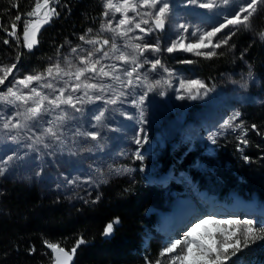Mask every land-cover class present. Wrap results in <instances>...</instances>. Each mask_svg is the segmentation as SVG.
<instances>
[{
    "label": "rangeland",
    "instance_id": "rangeland-1",
    "mask_svg": "<svg viewBox=\"0 0 264 264\" xmlns=\"http://www.w3.org/2000/svg\"><path fill=\"white\" fill-rule=\"evenodd\" d=\"M29 1L28 12L33 10L36 3V0ZM106 2L107 0H103L105 11ZM199 2H208V0H199ZM215 2L216 7L207 9L199 7V3L189 4L187 0H168L170 12L163 30L155 29L150 20L149 24H141V27L145 29L152 27V31L142 33L139 29H134L128 33L127 37H120L111 31L102 30L101 26L108 25L109 22L113 28H116L117 20L122 18L120 13H110L99 27L89 32L82 43L75 47H68L66 53L54 55L51 59V65L49 64L48 68L59 63L65 71L74 72L75 67L79 65L80 58L86 56L89 51H93L92 59H100V65H97V68L101 65H114L113 75L120 77L119 80H115L112 76L102 77L89 73L88 76L94 78L88 82L98 84L100 87L97 89L86 90L81 87L79 91L73 92L72 87L76 83H82L83 77L81 81H77L74 77L63 73L57 76L55 70L52 76H48L46 72L48 68L34 73L16 71L14 75H10L5 84L0 85V92H5L7 87H12L28 75L43 74L44 79L41 81H33L29 88L18 85V90L27 95L31 87H37L42 94L53 98L60 95L61 88H65L66 95L71 94L74 98L80 97L82 102L76 103V108L80 109L76 111L75 108L64 104H61L59 108H51L45 101V108L50 110L42 111L39 117L29 120L25 119L24 113L26 108L32 106L31 100L27 105L20 102L15 105L0 102V168L5 169L0 175V184L3 180L37 184L51 195L58 191L68 201L94 202L100 186L115 181L134 183L139 178H144L147 183H163L162 186L170 180L183 185L184 180L188 178L185 174V164H187L191 170V177L194 175L202 178L205 186H213V182L217 181V170L229 165V157H225L224 162L218 154L225 134L233 133L239 141L246 134V129L239 117L233 121V125H241L239 128L221 129L220 126L235 112H238L240 105L259 98L254 89V78L250 73L236 69L230 73H223L220 78H217L218 83L207 88L206 83L196 75L193 69L194 62L208 60L221 54H231L228 44H222L221 47L214 49H200L204 53L214 51L216 55L211 57L185 52L180 49L179 44L177 50L172 53L167 52L166 49L171 46L172 41H178L181 37L184 38L185 45L194 43L197 37L191 35L193 31L197 29L208 31L224 23L225 19L230 18L247 0H230L229 4H223L222 0H215ZM139 11L144 13L155 10L142 7ZM262 14H264V4H258L256 12L250 18L249 28L243 25L229 26L217 34L213 43L224 39L229 41V36L237 34H247L264 43V39L260 37L261 32H257L256 24ZM132 15L134 14L129 12V16ZM113 16L115 19L112 18ZM143 18L148 19L146 16ZM32 19L36 17L25 20L21 18L20 30L16 31L17 38L22 42V48L29 51L36 44L31 50L25 47L23 31L26 23ZM40 19L43 20L44 17L41 15ZM140 19L141 16L136 17L137 21ZM46 24L48 23H43L40 29ZM181 24L187 26V32L179 28ZM37 35L38 33L36 40ZM136 36H143L144 39L129 41L130 37ZM113 37L120 49L119 52L111 50V43L103 45L104 39L111 41ZM89 39H97L98 43L94 45L86 43ZM129 42L159 45L161 50L155 52L149 49L145 50L143 55H139L132 47H125V44ZM101 47L104 52H108V57L101 58L102 52H95V49ZM73 48H76L75 53L71 51ZM121 52L129 57H138L140 66L137 67L132 77L126 76L124 72L125 69L131 71L136 65L131 62L125 64L122 60H117L116 56ZM156 59L160 60V65L153 69L152 62ZM186 61L192 62L187 63ZM0 65H10L8 58L0 61ZM165 68L168 69L167 72L164 71ZM105 70L112 71L109 67ZM129 80L132 81L131 84H128ZM182 80L202 81L206 85V90L201 89L200 97L191 99L189 93L180 86ZM156 81H160V84L156 85ZM46 83L53 84L55 91L53 88L43 87ZM242 85L246 86L242 87ZM149 87H153V90L148 91ZM85 91L88 92L87 96L84 95ZM205 91L206 94H204ZM145 93L147 95L141 104L140 96ZM192 94H195V90ZM97 96L102 98L97 100ZM181 96L184 99H180ZM113 99L116 103L108 102ZM191 103L203 106L199 111L193 112L195 121L177 119ZM141 111H143V117H141ZM17 112L21 115H16ZM101 112L103 116L97 121L95 117ZM9 120L11 124L20 123L23 126L3 128V124ZM49 128L55 135L47 131ZM83 133H97L98 135L93 139L89 135H82ZM216 133L220 134L215 136L216 142L213 143L209 137ZM137 140H140L139 144L136 143ZM137 154L142 155L143 159H137ZM187 154H192V161H187ZM9 156H13L10 161H8ZM170 156L177 158L176 164L170 163L173 161ZM231 158L235 160V163H238L240 159ZM183 187L182 192L176 188H165L162 197L167 199L170 196L173 209L160 215L161 222L169 223L174 218L177 220L183 213V217L181 216L178 222L184 229L187 225L191 226L190 223L197 218L210 216L208 214L214 211L213 208L205 213L202 211L203 207L206 202L221 199L220 197L234 204L247 206L248 209H243L252 210L245 211L248 215L255 213L253 212L255 207L264 210V205L262 206L264 198H259L256 194L243 196L236 188L229 189V191L218 188L215 193L209 195L200 189L202 192L199 190L200 195L198 196L192 190H188L185 184ZM219 192L223 196L218 197ZM191 202L196 204L194 212L191 208L187 209ZM250 207L254 208L250 209ZM214 217L216 219L229 218ZM244 219L246 218L241 220ZM207 227L209 230H214L212 225ZM203 231V229H197L198 233ZM175 239H183V237L177 238L175 235L171 239L168 238L166 244ZM50 264H54V254ZM162 264H167V260L165 259ZM238 264L241 263L238 262Z\"/></svg>",
    "mask_w": 264,
    "mask_h": 264
},
{
    "label": "trees",
    "instance_id": "trees-1",
    "mask_svg": "<svg viewBox=\"0 0 264 264\" xmlns=\"http://www.w3.org/2000/svg\"><path fill=\"white\" fill-rule=\"evenodd\" d=\"M29 3V0H0V61L5 58L8 64L19 61L17 72L20 73L47 69L54 55L78 46L83 41L80 37H86L89 29H96L105 19L103 0H50V7L58 15L52 16L39 30L38 42L29 51L22 48L16 35H9L13 24L15 32L20 30L21 19L15 18L27 15ZM256 24L257 32H264V14ZM227 44L231 54L196 61L193 69L207 88L218 83L217 78L223 73L236 69L253 76L259 98L245 102L238 109L247 144L241 143L233 133L225 134L218 154L224 162L229 157V165L216 168L217 181L213 186H205L202 178L191 177L187 164L185 171L207 194L215 193L218 188L226 191L236 188L243 196L256 194L264 198V43L256 37L237 34ZM202 107L191 103L177 119L195 121L193 112ZM253 125L255 130L251 129ZM231 157L240 159L235 163ZM170 158L173 160L170 163L176 164L177 158ZM186 159L192 161V154H187ZM0 185V264H50L53 253L45 241L58 243L70 252L81 239L84 243L77 248L70 264L154 263L159 258V244L151 241L143 258L137 250L139 234L144 226L157 222L160 214L170 211V196L162 197L165 188L182 189L173 180L164 186L147 183L144 178L134 183L115 181L102 185L94 202L84 203L70 202L57 191L51 195L37 184L3 180ZM217 196L223 195L219 192ZM110 223L113 230L107 236L104 231ZM259 255H264V240L243 248L227 264H238L240 260L245 264Z\"/></svg>",
    "mask_w": 264,
    "mask_h": 264
},
{
    "label": "snow or ice",
    "instance_id": "snow-or-ice-1",
    "mask_svg": "<svg viewBox=\"0 0 264 264\" xmlns=\"http://www.w3.org/2000/svg\"><path fill=\"white\" fill-rule=\"evenodd\" d=\"M189 4H197L199 3V7L212 9L217 6L215 0H208V2H199V0H187ZM223 4H229L230 0H222ZM258 4H264V0H247L246 3L241 4L238 7V10L230 17L226 18L224 23L219 24L216 27L211 28L208 31H201L197 29L191 33L192 36H196L197 39L194 43H183V37L180 40H174L171 43L166 51L172 53L177 50V45L181 50L185 52L194 53L197 56L204 55L206 57H211L216 55L214 51L209 52H201L200 49L203 48H219L222 44H227L228 40L224 39L222 41H217L213 43V39L217 37V34L222 32L223 29L228 28L229 26H240L243 25L245 28H249L250 18L257 10ZM146 7L149 9L155 10L154 12H144L141 13L139 11L140 8ZM106 11L103 13L105 17H108L110 13H120L121 17L117 20L116 28L111 26L109 22L108 25H102V30H107L115 33L120 37H127L129 32H132L134 29H139L142 33H147L152 31V27L145 29L141 27V24H149V21H152V25H154L155 29L163 30L166 26V20L168 18V14L170 12V5L168 0H107L105 4ZM129 12L134 15L129 16ZM41 15L44 17L43 20L40 19ZM58 15L56 9L50 7V0H36L34 8L32 11L27 13L29 17H36V19H32L28 21L24 27L23 31V41L24 46L28 49H32L33 46L38 42L36 40V34L39 32L40 27L43 23H48L52 16ZM137 16H141L139 21L136 20ZM148 17V19H144L143 17ZM115 19V16L112 17ZM16 20H20L21 17L18 15L15 18ZM124 26V27H122ZM13 31L9 33L11 36H15V28L16 25L13 24ZM179 28L183 29L185 32L188 31L186 25H179ZM117 29H120L117 31ZM89 32L92 30L89 29ZM261 39H264V32L260 33ZM230 39V36L228 37ZM81 40H85V36L80 37ZM135 40H143V36L130 37L129 41ZM4 43H8L7 40ZM88 44H96L98 43L97 39H89L86 40ZM111 43V50L113 52H119L120 49L115 41V37L111 39H104L103 45H109ZM125 47H132L134 51L138 52L139 55H143L145 50L151 49L152 51L159 52L161 49L159 45H150V44H131L126 43ZM73 53L76 52V48L71 50ZM95 52H102V57H108V52H104L103 48L95 49ZM94 55L93 51H89L86 56L80 58L79 65L75 67V71H65L60 67V64L57 63L51 67H49L46 72L48 76L53 75V71L57 76L63 73L66 76L74 77L75 80L81 81L83 77L84 80L82 83H76L72 87V91L76 92L83 87L84 89H97L100 87L98 84L89 83L88 81L94 77L88 76L89 73L95 74V76L108 77L112 76L113 79L119 80L120 77L113 75L115 71V66H103L101 65L97 68V65H100V59L93 60L92 57ZM19 59V57L17 58ZM117 60H122L125 64L131 62L136 65L133 67L131 71L125 69L124 74L128 77H132L133 73L137 71V67H139L138 57L132 56L129 57L125 55L123 52L120 55L116 56ZM147 62V61H145ZM187 63H191L192 61H186ZM158 65H160V60L156 59L152 62V68L155 69ZM162 66V65H161ZM71 67V65H70ZM109 67L112 71H106L105 68ZM17 68L15 63L10 65H0V85H4L5 81L8 80L9 76L13 74L14 69ZM164 71H168L167 68ZM139 79V77H137ZM44 79L43 74L37 75H28L22 80H19L12 87H7L5 92H0V102L13 104L15 105L17 102L27 105L29 100L32 101V106L26 108L24 113L25 119H35L40 116L42 111H48L49 108H45V101H47L48 105L51 108H59L61 104L69 105L72 108H75L76 111H80L79 108H76L77 102H82L80 97H73L71 94L66 95V89L61 88L60 95L50 98L49 95L42 94L38 91L37 87H31L29 94L25 95L18 90V85H23L24 88H29L33 81L39 82ZM10 82V81H9ZM11 83V82H10ZM132 81L129 80L128 84H131ZM156 85L160 84V81L155 82ZM181 88H184L189 93V98L197 99L200 97L201 89L206 90V85L199 80H182L180 82ZM246 85H242L245 87ZM43 87L53 88L55 91L53 84L46 83ZM154 87V86H153ZM153 87H149L148 91H152ZM195 90V94L193 93ZM206 94V91L205 93ZM84 95H88V92L85 91ZM147 93L140 96V103H143V100ZM102 97L97 96L96 99L99 100ZM180 99H184L183 96ZM109 103H116V100H110ZM136 103V101H133ZM16 115H21V113L17 112ZM240 113L235 112L231 117L223 122L220 126L221 129L227 128H239L240 124L233 125V121H235L239 117ZM103 116V112L95 117L97 121L101 119ZM141 117H143V111H141ZM10 126L12 128H20L23 125L20 123L11 124V121H7L3 124V128L9 129ZM253 128L256 125L252 126ZM49 133L55 135L52 132V129H47ZM220 133H216L211 135L209 138L213 143L216 142L215 136ZM82 135H89L93 139L97 137V133H83ZM14 138V137H13ZM137 144L140 143V140L136 141ZM241 143L247 144L246 139H241ZM13 156L8 157V161L12 160ZM137 159H143V156L137 154ZM247 159V157H245ZM7 163V161H4ZM5 169L0 168V175L4 173ZM118 222V221H116ZM256 221L252 219H244L241 220L236 217H229L227 219H216L214 216H206L204 218L199 219L197 222L193 223L191 227L184 233L183 239H175L166 244L164 248L159 253V258L156 260L155 264H162V262L166 259L167 264H227V262L231 259V257L236 256L238 252H240L243 248H247L251 243H255L257 240H264V221L259 222V226H257ZM208 225H212L214 230H209ZM197 229H203V232L198 233ZM113 230V224H108L105 228L104 234L109 235ZM47 248L51 249L54 254V264H70L75 255L77 248L84 243L83 239L78 240L76 246H74L71 251H66L63 247H61L58 243H51L48 241L44 242ZM151 264V262H149Z\"/></svg>",
    "mask_w": 264,
    "mask_h": 264
},
{
    "label": "bare ground",
    "instance_id": "bare-ground-1",
    "mask_svg": "<svg viewBox=\"0 0 264 264\" xmlns=\"http://www.w3.org/2000/svg\"><path fill=\"white\" fill-rule=\"evenodd\" d=\"M191 196V195H190ZM193 200V199H192ZM246 209H248V208H246ZM251 209V208H250ZM244 210V209H243ZM245 211H252V210H244L243 212L240 210V212H242L243 214H245ZM253 212H255L254 210H253ZM181 215H183V213L181 214ZM185 215V214H184ZM245 215H248V214H245ZM253 215V214H252ZM254 215H255V217H256V215L257 214H255L254 213ZM183 217V216H182ZM192 224V223H191ZM188 227H191L190 225L188 226ZM165 229H170V228H168V227H166ZM167 233H171V231H169V232H167Z\"/></svg>",
    "mask_w": 264,
    "mask_h": 264
},
{
    "label": "water",
    "instance_id": "water-1",
    "mask_svg": "<svg viewBox=\"0 0 264 264\" xmlns=\"http://www.w3.org/2000/svg\"><path fill=\"white\" fill-rule=\"evenodd\" d=\"M231 27H234V26H231ZM252 129H254V128L252 127Z\"/></svg>",
    "mask_w": 264,
    "mask_h": 264
}]
</instances>
